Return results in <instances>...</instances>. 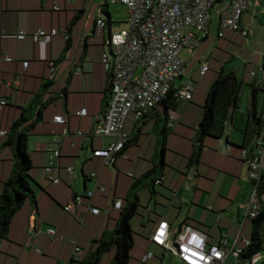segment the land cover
Instances as JSON below:
<instances>
[{"label":"crops","instance_id":"1","mask_svg":"<svg viewBox=\"0 0 264 264\" xmlns=\"http://www.w3.org/2000/svg\"><path fill=\"white\" fill-rule=\"evenodd\" d=\"M1 1L0 32L4 36L0 38V101L6 100L8 106L0 111V189L14 171L15 153L8 145L12 125L23 116L33 119L39 111L42 117L28 142L33 164L31 185L37 203L27 202L13 218L9 238L0 245V264H71L75 245L80 249V260L73 264H90L98 243L110 240L120 218L121 210L115 209V202H125L130 195L132 199L138 198L140 209H144L139 217L149 238L136 254L139 262L132 258L130 264H167L168 252L151 241L163 220L170 224L172 237L183 228L192 227L204 233L209 244L219 245L226 239L227 248L244 249L243 238L251 240L253 221L243 215L240 206L251 199L254 191L247 163L253 143L246 146V137L236 126L237 119L247 113V105L240 104V109L231 115L222 138H205L200 162L187 165L198 171L195 170L196 192L185 190L189 180L180 172L185 166L177 167L175 156L183 155L190 164L195 152L204 106L186 103L197 95V88L190 101L179 104L175 112L178 121L173 128L159 123L154 114L141 120L130 115L124 128L129 137L126 149L115 154L111 166H104L103 159L94 157V151L108 149L119 141L118 137L96 135L110 99L109 76L102 63L105 43L112 32H118L109 6L108 14L103 12L105 5H102L96 16L95 8L87 12L72 0ZM228 4L229 0H221L211 11L209 33L204 40L209 67L220 70L223 65L222 71L226 70L223 49L231 48L235 56L230 61L229 72L235 73L248 97L251 85L260 89L258 113L261 114L264 112V0H251L249 10L242 17L241 26L249 31L248 38L230 31L219 37L221 12ZM214 10H217L215 18ZM100 20L105 22V27L98 25ZM53 29H64L69 39L49 37L45 44L35 36L39 31L49 33ZM212 30L217 34L216 42ZM20 33H26V39L19 40L16 36ZM215 58L218 63L213 62ZM77 69L82 72L77 74ZM203 77L199 104L204 89L217 78L215 71L210 74V70ZM189 80L193 81V75ZM82 110H87L86 117L77 115ZM56 117H63L66 123H55ZM64 130H68L67 135ZM55 151L60 152V159L49 173L47 168ZM162 163L165 166L157 169L162 171L160 177L155 169ZM204 167L208 169L204 171ZM69 168L73 169L74 178L68 173ZM94 173L98 180L91 178ZM138 181L142 184L136 185ZM157 181L162 183L156 184ZM90 192H94L92 200L87 197ZM78 197L82 204L75 201ZM170 201L174 202L170 204ZM153 202L155 205L151 206ZM189 202L201 213L193 214L191 208L185 211L184 205ZM89 203L101 213L88 212ZM67 206H71L69 212L65 210ZM32 226L37 231L34 237L29 232ZM51 228L56 231L55 237L47 233ZM150 253L153 259L143 263ZM113 254L114 251L111 257ZM170 260V264H183L171 254ZM239 260L232 254L223 264H245ZM100 264L112 263L103 257Z\"/></svg>","mask_w":264,"mask_h":264},{"label":"built area","instance_id":"2","mask_svg":"<svg viewBox=\"0 0 264 264\" xmlns=\"http://www.w3.org/2000/svg\"><path fill=\"white\" fill-rule=\"evenodd\" d=\"M221 0H108L111 4H120L127 8L128 28L120 32H112L105 43L106 51L103 54L102 63L109 76L110 99L105 114L101 120L97 136L118 137L119 141L105 150L94 151L95 158H101L104 166H111L115 161V154L122 151L129 141L124 132L125 123L130 115L137 120L147 116L159 104H161L171 91L176 92L179 102L190 101L195 92L196 85L192 81L177 84L183 78L186 62L181 57L184 49L193 52L203 39L208 36L211 11ZM251 0H229L228 6L221 12V24L219 37L223 38L225 32H236L247 38L249 31L243 29L241 20L244 13L249 10ZM59 11L60 7H55ZM3 14V5L0 0V24ZM98 25L105 27V22L100 20ZM4 33L0 32V38ZM36 38L40 42L48 44L49 37L63 36L67 40L69 36L63 29H53L47 33L39 31ZM19 40L27 37L26 33L16 36ZM52 72H55L54 64ZM28 67V63H25ZM202 75L209 71V65L202 63L200 66ZM82 72L77 69V74ZM256 73H253L255 76ZM6 100L0 101V111L7 106ZM80 117L88 115L87 110L77 113ZM262 115L263 127L253 143L252 156L248 159L249 179L254 187L251 199L240 206V210L247 218L255 220L262 211L261 182L264 176V113ZM178 118L175 112L169 116L168 127L173 128ZM54 122L64 125L63 117H56ZM68 130H64V135ZM80 136L84 134L79 133ZM60 159V152L55 151L50 158V166L47 171L56 166ZM68 173L74 178L72 168ZM92 179H99L97 174H92ZM53 178L51 177V180ZM58 183V180L54 181ZM157 181L156 184H161ZM97 189L98 183H97ZM104 191L103 188H101ZM92 200L94 192L87 194ZM82 204L80 197L75 200ZM123 201L115 202L114 207L120 210ZM71 210V206L65 208ZM88 212L99 215L101 210L88 204ZM31 237L37 234L34 226L29 230ZM51 237L56 236L54 229L47 231ZM245 248H227L228 241L224 239L221 244H209L207 236L192 228H183L172 237L170 224L161 221L151 237L152 243L176 256L183 264H223L230 255L236 260L251 246V241L243 238ZM41 253L40 250H37ZM80 249L75 245L72 260L79 262ZM153 258V254L143 259L146 263ZM262 258L261 253L253 256L246 264H258ZM73 264V263H71Z\"/></svg>","mask_w":264,"mask_h":264},{"label":"trees","instance_id":"3","mask_svg":"<svg viewBox=\"0 0 264 264\" xmlns=\"http://www.w3.org/2000/svg\"><path fill=\"white\" fill-rule=\"evenodd\" d=\"M107 7L108 5L103 7L102 10L104 13H107ZM206 38L203 40H206ZM250 87L251 94L248 99L247 113L242 114L237 119L236 126V130L246 137V146L250 145L251 142L254 143L260 134L263 127L261 114L264 113H258L260 89L255 85H251ZM175 94L176 92L174 90L171 91L167 98L149 113L150 115L154 114L158 117L159 123L161 121L168 125L170 114L176 112L181 103ZM243 95L244 87L239 83L235 73L226 72V70L221 71L217 80L212 85L203 107L204 115L197 131L198 138L195 141V152L190 158L189 166L200 162L201 151L204 147L203 141L206 137L222 138L224 136L231 115H234L240 109V102ZM37 116L33 119L26 116L21 117L12 125L9 132L8 145L14 150L15 164L11 177L4 182L2 189H0V245L3 241L8 240L11 223L15 215L27 202L30 201L34 205L37 203L36 195L31 185L33 180L31 177L33 164L28 152L29 137L34 131L39 119H41L42 111H39ZM243 117H247L249 120L243 122ZM126 147L127 144L120 153ZM251 150H253V145ZM164 166L165 164L163 163L156 166L155 173H158L160 177L163 176L162 171L158 172L157 169H162ZM139 184H142V182L140 183L138 181L136 185ZM260 191L261 205H263V208L259 217L252 220L253 232L250 240L251 246L244 251L239 260V262H245V264L256 254H262L264 252V176ZM130 197L123 202V206L120 209V218L116 223L110 240L98 243L97 250L91 254L90 264H100L101 259L113 249H116V252L112 264H130L132 259L131 252L135 246L131 222L141 208L140 203H138V198L134 197L135 199H132ZM71 263L78 262L72 260Z\"/></svg>","mask_w":264,"mask_h":264},{"label":"rangeland","instance_id":"4","mask_svg":"<svg viewBox=\"0 0 264 264\" xmlns=\"http://www.w3.org/2000/svg\"><path fill=\"white\" fill-rule=\"evenodd\" d=\"M74 2V4H76V6H79L80 8L82 7H85V9L87 10V12H91L94 8H95V14L96 16H99L100 14V10H101V6L102 5H106V3H108V0H72ZM217 6V5H216ZM216 7H214L213 9H215ZM109 11L111 13V15L114 17V27H116V30L118 32L122 31V30H125L128 28V25L125 24L126 23V19L128 18V10L125 6L123 5H120V4H111L109 5ZM99 13V14H98ZM216 13H217V10H214L213 11V14H212V17L215 18L216 16ZM214 33H215V41H217V34L215 32V30H212ZM204 40L201 41L200 45L193 51L191 52L190 49H184L182 52H181V57L182 59L186 62V67H185V70H184V77L179 79L177 84L180 85L182 83H186L188 81H192V80H189L190 76L193 75V83H195V85L197 86V95L195 96L194 95V98L193 100H191L190 102H187L186 104H192V105H197V106H200V107H203L205 102H206V99H207V95L212 87V83L215 82L218 78V75L219 73L222 71L223 69V65L221 66L220 70H214L213 68H210L209 67V70H210V74H213V72L215 71V74L217 76V78L215 77L213 82L210 84V86L207 88L204 89V92L202 94V104H199L198 103V94L201 90V88H203V84H204V77L200 71V66H201V62L202 63H207L209 65V62H208V54H207V51L205 50V44H204ZM202 49V51H201ZM213 50V49H212ZM224 51V54L226 55V62L224 63L225 64V69H226V72H229V68H230V65H231V62L232 59H234V54L232 53L231 51V48H226V49H223ZM221 52V51H220ZM238 56V55H236ZM211 60L213 59L212 57L210 58ZM220 60V59H219ZM229 60V61H228ZM213 62H217L218 63V60H216V58L213 60ZM229 62V63H228ZM207 80V79H206ZM196 90V89H195ZM246 93V95H245ZM244 93V95L242 96V99H241V102L240 104H245V105H248V92L246 90V92ZM262 99V98H261ZM260 99V104H259V108L261 109V105H262V100ZM247 108V106H246ZM204 111V110H203ZM177 115V114H176ZM194 135V134H193ZM236 135H238V133H236ZM177 158V162H176V166L177 167H181V165H183V168L185 166V170L183 171H180L177 167H173L176 171H180L183 176L189 180L188 183L185 184V190L189 191L191 190L192 193L193 192H196V185H195V181H197V173L195 172V170H193V168L189 169L187 167V165H189V160L188 158H184L183 155H176L175 156ZM204 171L206 169H208V167H204L202 168ZM197 171V170H196ZM198 172V171H197ZM217 186H219V182L217 184ZM225 187H228V186H225ZM225 187H224V190H225ZM220 190V189H219ZM200 191V189H199ZM201 191H204V190H201ZM205 193H208L209 194V191H204ZM173 197V196H172ZM264 199V197H263ZM30 202V201H29ZM174 201H170V204H172ZM151 206H154L155 203H150ZM172 206V205H170ZM175 207V205H174ZM185 207V211L189 210V208H191V213L193 214H196V213H201V210L196 207V206H193L190 204L189 202V205H184ZM171 208V207H169ZM143 207L142 209H140V213L138 212L137 216L133 219V221L131 222V227H132V231H133V238H134V241H135V246L131 252V257L133 258V260L135 261H138L139 262V258L136 257V254L139 253V249L141 248V246L143 245V242H148L149 238L147 236V233L145 232L146 229H144L143 225H144V221L139 217L142 214L143 212ZM171 210V209H169ZM145 223L147 224L146 226H149L148 224V221L145 219ZM145 226V228H146ZM113 233V232H112ZM114 251V254L113 256L111 257V252ZM112 251H110L109 253H107L105 256H104V259L106 261H109L111 263H113V258L115 256V252H116V249H113ZM168 256L167 258L169 260H167V264H170L171 263V260H170V254L172 256H174L172 253L168 252ZM262 258L260 259L259 263L258 264H263V261H264V252H262Z\"/></svg>","mask_w":264,"mask_h":264}]
</instances>
